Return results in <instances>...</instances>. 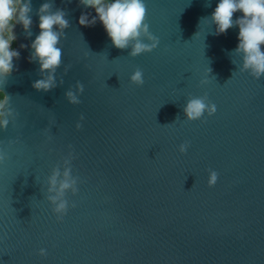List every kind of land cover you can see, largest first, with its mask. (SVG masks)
I'll return each mask as SVG.
<instances>
[{
    "label": "water",
    "instance_id": "obj_1",
    "mask_svg": "<svg viewBox=\"0 0 264 264\" xmlns=\"http://www.w3.org/2000/svg\"><path fill=\"white\" fill-rule=\"evenodd\" d=\"M45 2L31 0V37L14 28L20 56L0 89L17 113L0 131V264H264V77L239 72L241 57L229 56L238 27L218 36L215 25L199 27L220 0H144L159 44L135 58L99 21L79 26L94 9L50 0L70 26L47 93L32 88L39 65L20 49L39 34ZM136 68L141 87L129 83ZM77 82L84 91L71 105L64 93ZM205 95L215 114L184 120L187 99ZM69 146L81 182L58 222L43 192ZM209 170L218 173L211 188Z\"/></svg>",
    "mask_w": 264,
    "mask_h": 264
},
{
    "label": "clouds",
    "instance_id": "obj_2",
    "mask_svg": "<svg viewBox=\"0 0 264 264\" xmlns=\"http://www.w3.org/2000/svg\"><path fill=\"white\" fill-rule=\"evenodd\" d=\"M78 4L84 8L94 9L96 16L89 18L88 14L82 13L78 19L81 27H92L98 21L103 26L111 45L119 50L130 49L128 56L135 58L141 54L152 52L159 44V40L149 30L146 22L147 7L144 0H78ZM210 6L207 0L205 7ZM242 15L233 19L235 13ZM32 5L31 0H0V89L7 82L15 70L14 61L19 59L20 52L14 50L13 44L16 41L14 28L21 27L25 38L31 37L32 32ZM36 15L39 18V34L30 45L21 44L20 49H30L28 62H35L39 65V79L33 82L32 88L37 92L47 93L58 86L55 73L62 63V49L59 46L65 38L64 30L69 25L66 19V12L61 9L53 11V4L48 0L41 4ZM215 25L214 35L225 34L233 27L239 28L237 47L229 53L241 57L238 71L247 72L254 80L264 77V0H220L210 17H202L199 21ZM198 33V32H197ZM196 33V35H197ZM231 62L234 61L231 59ZM209 75L211 69L208 68ZM65 68V73L67 72ZM236 72V71H235ZM234 73V72H233ZM232 73V74H233ZM129 83L137 87L145 83L142 69L136 68L129 77ZM206 84L207 80H202ZM227 83V82H226ZM63 84V80L59 81ZM75 91L69 88L64 93V98L71 105H78L81 101L80 94L84 86L80 82L74 85ZM216 112L215 104L208 101L207 96H200L187 99L183 107V114L186 121L193 122L201 120L205 114L212 116ZM17 113L11 104V97L0 90V131L7 128L9 123L14 122ZM83 115L80 120H83ZM179 117L172 123L174 124ZM170 125V124H168ZM167 126V125H164ZM76 129L81 127L76 124ZM17 141H10L11 144ZM189 144L181 143L178 147L180 154L186 153ZM8 159L7 152L0 150V163ZM75 159L71 146L67 156L57 162L46 178V191L43 192L44 199L51 206V211L57 221L62 220L70 207H75V202L66 198L67 194L75 196L78 193L80 178L73 174L72 161ZM218 179V173L209 170L207 186L213 187ZM39 256L46 255L45 249H40Z\"/></svg>",
    "mask_w": 264,
    "mask_h": 264
}]
</instances>
